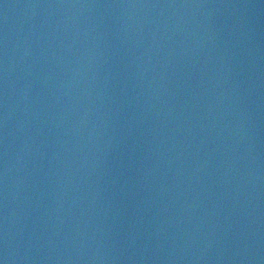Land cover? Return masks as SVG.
I'll use <instances>...</instances> for the list:
<instances>
[{
    "label": "water",
    "instance_id": "obj_1",
    "mask_svg": "<svg viewBox=\"0 0 264 264\" xmlns=\"http://www.w3.org/2000/svg\"><path fill=\"white\" fill-rule=\"evenodd\" d=\"M0 264H264V0H0Z\"/></svg>",
    "mask_w": 264,
    "mask_h": 264
}]
</instances>
